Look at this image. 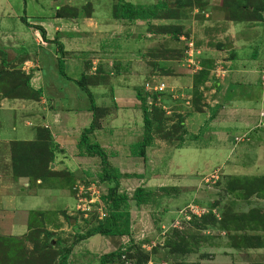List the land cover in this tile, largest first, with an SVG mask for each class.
<instances>
[{
  "label": "rangeland",
  "instance_id": "rangeland-1",
  "mask_svg": "<svg viewBox=\"0 0 264 264\" xmlns=\"http://www.w3.org/2000/svg\"><path fill=\"white\" fill-rule=\"evenodd\" d=\"M138 1L146 4L151 0ZM193 2L159 0L158 3L166 5L167 9L158 10L157 18L160 19L152 21L155 25L145 27L144 24V27H130L125 31L121 23L110 24V20H114L111 6L115 0H99L98 4L97 0H0V110L7 108L3 119H0V139L21 140L35 133L39 135L36 127L42 120L35 112L37 102L31 101L34 94L27 83L30 80V85L33 83L37 89L38 77L33 73V78L29 77L31 71L40 70L43 65L40 61H46V83L54 80L59 86L66 76L77 77V80L81 77L78 71L68 68L66 75L64 71L62 73L64 51L74 57L89 52L86 63L92 62L96 67L100 65L109 73L129 72L131 78L128 81L137 89H142L148 81L165 84V91L159 96L146 99L151 109L147 112L151 127V146L148 147H154V151L157 148L164 150L160 153L150 150V158L145 162L141 159H137L138 164L133 160L124 164L115 161L113 165L122 173L140 174L145 179L144 184H149L142 189L154 191L156 196L168 193L159 191L157 186L160 183L177 189V192L164 195L156 208L152 205L139 208L130 201L132 238L88 237L108 216V207L98 196L100 192V195L106 193L107 186L93 178V173L87 182H95V186L91 191H85L82 183L77 184L83 180L76 170L75 190L71 192L63 186L65 204L45 200L40 211L42 214L36 211L30 214L31 224L21 236L8 234L12 231L8 227L0 231V264H103L101 257L120 247L131 256L129 260L122 257L123 261L116 264H210V261L211 264H230L236 259L248 264H264V116L248 128V134L240 141L233 139L232 150L217 143V148L207 146L195 150L191 146L174 153L179 145L181 148L192 141L193 145L206 142L202 140L204 132L198 128L205 125L207 117L188 127L184 119L189 114L209 110L214 99L213 85L222 81L220 78L226 80L229 69L234 66L228 62L230 54L226 51L225 57L217 61L210 54V49L228 45V41L220 39L215 42L212 39L213 34L218 36L222 31L221 27L216 32L203 31L200 23L204 17L222 24L257 22L254 21L257 12L264 13V0H234L230 7L212 10L206 16L192 8ZM60 4L79 8L81 15L71 22L56 21L54 12ZM89 9L97 22L83 18L87 11H91ZM187 11L193 12L191 17L186 15ZM188 17V20L182 19ZM163 19L167 25H158L165 23ZM39 27L45 31L46 41L37 30ZM67 39H72V44L65 45ZM17 49L26 50L29 58L20 62L18 58L22 53ZM53 53L57 60L51 56L45 60V56ZM189 59L194 60L190 61L196 63L195 67L188 63ZM101 78L107 84L108 80ZM254 80L251 83L252 94H264L259 80L257 87L253 86ZM4 98L8 99L6 105L2 101ZM13 99L28 100L32 107L22 112ZM148 101L152 104L149 105ZM71 105L81 106L83 101H74ZM8 112L15 114L13 119L7 118ZM25 121L31 126H25ZM198 135L201 136L194 140L193 136ZM44 138L46 140V133ZM132 144H136L135 141ZM170 150H174L173 153ZM17 163L20 172L37 167L31 163ZM92 169L95 172L99 170L96 166ZM28 177H31L29 182H35L34 177ZM56 179L64 180L62 177ZM234 180L239 182L233 183L229 189ZM142 185L138 177H134L120 185L119 191L131 198ZM214 204L215 208H212ZM209 213L214 216V221L196 226L191 223L192 216L200 219ZM175 214H178V220L169 217ZM173 231L186 233L187 241L183 240L182 246L184 248L186 243L187 254H181L183 257L169 256L162 249L161 245ZM67 250V257L62 259ZM147 256L149 261H146Z\"/></svg>",
  "mask_w": 264,
  "mask_h": 264
},
{
  "label": "crops",
  "instance_id": "crops-1",
  "mask_svg": "<svg viewBox=\"0 0 264 264\" xmlns=\"http://www.w3.org/2000/svg\"><path fill=\"white\" fill-rule=\"evenodd\" d=\"M126 2L148 5L151 7L153 4H157L159 0H151L146 4L138 0H126ZM98 3L99 0H97L96 4ZM64 6L74 7L65 4L57 5L54 14L58 9ZM192 8H197V13L203 14L204 16L208 14L210 15L212 10H221V8H223V0H194ZM77 9L80 13L79 8ZM166 9L167 7L164 5L162 10L165 11ZM92 13L93 12H91V15ZM197 13L196 16L199 15ZM191 14H193L191 11H189L188 14L186 13V15L189 16ZM260 15L262 16V19H264V13H261ZM190 17L182 19L188 20ZM83 18L93 19L97 22V19L94 17ZM157 19L160 18L149 19L147 21L140 20L132 24L128 22L122 23L114 19L110 20V24L121 23L120 26L123 27L125 31H129L130 27L140 28L141 26L144 27V24L145 27L155 25L152 21H156ZM55 20H65L71 22L70 20L75 19L67 20L56 18ZM164 20V24L158 25H167L166 23L168 22H166V19H163V21ZM170 21L172 22L174 20ZM218 22L220 23H214V21L211 22L208 18L204 17L203 21L200 23L203 26V31L213 30L216 32L217 29L221 27L222 31L218 33V36H214L213 34L212 39L215 42L220 41V39L228 41L227 46H223L218 49H210V54H212V57L215 59L214 61H217L220 57L224 58L226 53L228 55L230 54V60H228V62L234 63V66L231 70L229 69V75L226 80H223L224 78H220L222 81H218V84L215 82L213 85L214 99H212L213 103H211L210 107H208L209 110H201L200 113L189 114L184 119L185 125L188 127V125L199 123L201 119H206L205 117H207L205 125L198 128L201 133L204 132L202 140H205L206 142H203L201 145H193L192 141L181 148H175V151L170 150L172 153L173 151L174 153H178L183 148L191 146L197 150L207 146L217 148L219 145L221 147L229 146L232 150L233 148L231 143L234 141L233 139H236L237 142L240 141L241 137L248 134V128L255 124L260 117L264 116V94H259L258 92L256 94H252L253 92L251 86L253 79H256L254 80L255 82L253 86L257 87L256 82L259 80V71L264 68V37L262 38V35H264V21H244L239 23L229 22V24H222L221 21ZM207 23L212 25H208ZM20 35H22V33H20ZM255 35L257 38H254ZM234 40L236 41V46ZM71 42L72 39H67V42L65 41V45L66 43L69 45ZM64 53L65 56L62 63L65 75V71H67L66 68L76 70L80 75L86 74L88 76H96L95 74L97 73V70H100V72L97 73L99 74L98 82L87 86V90L90 92L93 104L96 107V113L98 114V123L92 134L89 135L90 141L96 142L102 149L105 150L109 156L108 160L111 166L115 168H117L113 165L115 161H120V163L124 164L128 160H133L136 164H138L139 161L137 159H141V162H145L146 159L150 158V150L153 152L154 147L152 149H149V147L146 148L144 157L145 160L141 157H133L129 152L128 145L132 144L134 141L135 143H140L143 139V111L141 102L137 99L135 90L136 87L128 81V78H131L129 72L115 73L112 71L109 73L108 69L105 72L102 70L100 65L97 67L93 66L92 62L90 64V68L86 70L85 60L87 59L89 52H86L84 55H77V57L70 55L69 52H66V50ZM48 56H51L52 58L55 57L56 60L58 59L57 55L53 53L45 56V60ZM40 62L43 64L40 70L36 69L34 72L31 71V78H33L32 75L34 74L38 77L37 79H39L37 89L34 88L35 86L33 83L31 84V87L34 90H39L41 92L37 100H31L32 102H37V105L35 106L37 109L35 112L39 114V118L42 120L36 128H43L47 130V133L49 134V137L46 139L53 147L52 150L54 155L53 162L49 164L50 170H54L56 172H67L71 176V182L70 184L65 185L62 180L54 178L47 179L46 181L37 179L34 183H32L29 182L27 177L19 176L15 178L12 171L10 142L36 140L37 134L35 133L32 137L21 140H12L9 137L1 138L0 231L3 232L4 227L11 228L12 231L8 232V234L12 236H21L28 231L30 214L35 211L42 214L40 211H42V205L45 200H49V203L53 201H62V203L64 202L63 204H65L66 200L64 201L63 197V186H67L71 192L75 190L76 185L74 184L75 179L77 178L75 177L74 171L77 170V173L81 175L80 179L83 180L78 181L77 184L82 183L85 191H91L92 187L95 186V182H87V180L92 179L91 176L93 173L96 174L94 170L95 168L92 169V167L96 166L100 169L101 166L97 157H90L84 153H80V150L77 147L83 131L90 127L91 122L94 119V114L90 110L91 100L89 96L75 82L78 81L77 77L70 78L66 76V80L60 82L59 86L54 80H49V84L46 83L47 75L44 74L46 61ZM237 66L239 69H237ZM92 71L96 72L92 73ZM225 72L226 71H224V73ZM101 76L108 80L107 84L103 83L104 78H101ZM242 86L244 89H242ZM6 100L8 99H2L3 103L5 102V105ZM13 100L17 103L18 108H20L22 112L24 111L23 109L32 107L28 100ZM74 101H83V105H71V102L73 104ZM6 109L7 108H1L0 119H3V112ZM230 114H232V117H229ZM14 115L15 114L11 112L6 114L7 118L10 116L12 119ZM14 125L15 124L12 123V126ZM24 125L27 127L31 126L27 124V121L24 122ZM13 128L14 127H12V129ZM200 136L201 135L195 137L193 136V138L194 140H197ZM217 143L219 144L216 146ZM162 150L164 149L157 148L154 152L160 153ZM87 172L90 173V176L86 175ZM119 172L125 176L119 182V190L120 185L123 186L129 180L132 181L134 177H138L140 183H143L141 188L145 189L149 185L147 182L144 184L145 179H143L140 174L136 173L134 175H128L122 173L120 170ZM153 172H155V170ZM93 178H96V175ZM90 184L91 188L89 187ZM104 184H106L107 190L110 184ZM97 185L100 186V183L97 182ZM157 187L169 186H163L160 183ZM100 193L98 196L101 198L104 194L100 195ZM169 217H174V219L178 220V214ZM123 237L108 236V238L112 239H123ZM130 237L132 238V234ZM210 262L212 263V261ZM230 264L248 263L236 259Z\"/></svg>",
  "mask_w": 264,
  "mask_h": 264
},
{
  "label": "trees",
  "instance_id": "trees-1",
  "mask_svg": "<svg viewBox=\"0 0 264 264\" xmlns=\"http://www.w3.org/2000/svg\"><path fill=\"white\" fill-rule=\"evenodd\" d=\"M232 2L234 0H223V6L230 7ZM240 5V4H238ZM163 4L157 3L153 4L151 7L148 5H142V4H132L131 2H126L124 0H115V3L112 5V18L120 21L122 23H135L136 21H147L149 19L157 18L158 10L163 9ZM253 6H250L249 8L252 9ZM91 10V9H89ZM259 10V9H258ZM91 11H87L85 13L84 17H91ZM258 16L254 21H261L262 16L257 12ZM81 13L77 10V8H69L67 6H64L60 9H58L54 15V18H62V19H78ZM25 23L27 24V21L23 19ZM41 32V35L43 38H45V31L39 27L37 28ZM47 38H45V41ZM61 50L63 46H60ZM20 54L22 53V56L18 58L20 62L23 60L29 58L27 51L24 49H17ZM90 68V63L85 64V69L88 70ZM62 73H63V65L61 67ZM1 71V66H0ZM100 70H97V73H99ZM95 74L96 76H88L86 74H82L80 79L76 81L77 85L84 90L87 95L89 96L91 100V107L90 110L94 114V119L91 122V125L89 128L85 129L81 135L80 141L78 142V149L80 150V153H84L87 156L90 157H97L99 160L100 169L96 172V178L98 181L103 183H108L110 186L107 189L106 194L101 196L102 201L104 204L108 207V216L104 219V223L101 222V224L94 228L88 235V237H92L95 235H101V236H110V237H123L131 236V215H130V201L134 202V206L136 207H145L152 205L155 208L158 207L161 204L162 197L165 198L166 195L169 194V192H177L176 188L171 187H160V192H168L164 193L163 195H157L154 191H147L142 188H137L133 196L131 198L128 197L125 193H120L119 191V182L120 180L125 177L122 175L119 170L113 166H111L109 162V156L105 152L104 149H102L96 142H91L89 135L92 134L94 131L95 126L98 123V114L96 113V107L93 104L92 97L90 95V92L87 90V86L89 84H95L98 82L99 74ZM31 78V77H29ZM30 87L31 92L34 94V96H31L32 100H37L40 96L39 90H34L30 85V80L27 83V87ZM137 99L141 102V107L143 111V139L140 143L132 144L129 146V152L130 155L133 157H141L145 160V150L148 146H151V127L149 124L150 117H148L147 112H149L150 106H147L146 101L148 100V93L144 92L142 93V90L144 91V88L142 89H135ZM154 96H159L158 93H154L150 95V98ZM147 99V100H146ZM152 104V103H151ZM150 104V105H151ZM37 139L32 141H12L10 142V151H11V161H12V170L14 177H27L28 176L34 177L35 180L41 179L42 181H46L47 179H56L63 178V183L65 185L70 184L71 182V176L65 171L62 172H56L54 170H50L49 164L53 162V150L52 146L48 142V140H45V133L47 134V137H49V134L47 133V130L43 128L37 129ZM44 135V136H43ZM177 147H180L177 146ZM25 162V163H31L32 165H37V167L32 168L31 171H18L19 170V163L17 162ZM44 169V171H43ZM87 176H90V173L87 172ZM64 176V177H63ZM60 180V179H59ZM239 181L234 180L231 182L232 188L233 183H238ZM87 183V182H85ZM165 195V197H164ZM212 208H215V204L212 205ZM232 217V216H231ZM237 217V216H234ZM240 218H244L243 216H240ZM31 221V220H30ZM29 221V224H31ZM214 221V216L209 213L207 215H204L202 218H198L197 216H192V224L195 226L199 223L207 224L208 222ZM49 233H46L48 235ZM50 235V234H49ZM186 233H178L177 231H173V234L169 236L162 246V249L166 251V254L169 256H181L186 255L187 251L182 246L183 240L187 241ZM86 238V237H84ZM247 247V246H246ZM258 248H261L263 246H257ZM121 249L114 250L113 252L107 253L101 257V262L103 264L111 263L116 264L117 262H121L122 257H126V259L130 258L131 255L126 253L125 250H123V247H120ZM68 250L64 253V256L62 259H65L67 257ZM182 254V255H181ZM149 255V254H148ZM149 257H146V261ZM129 260V259H128ZM29 264H34L33 262H29Z\"/></svg>",
  "mask_w": 264,
  "mask_h": 264
},
{
  "label": "built area",
  "instance_id": "built-area-1",
  "mask_svg": "<svg viewBox=\"0 0 264 264\" xmlns=\"http://www.w3.org/2000/svg\"><path fill=\"white\" fill-rule=\"evenodd\" d=\"M190 60H193V59H189L188 60V63H190L193 67H195V64L193 61H190ZM259 85L261 87V89L264 91V68H262L260 71H259ZM165 84L163 82H151V81H148L145 83V85L143 86L144 88V92L148 93V100L150 99V95L154 94V93H162L165 91ZM149 105L151 104V102H149Z\"/></svg>",
  "mask_w": 264,
  "mask_h": 264
}]
</instances>
